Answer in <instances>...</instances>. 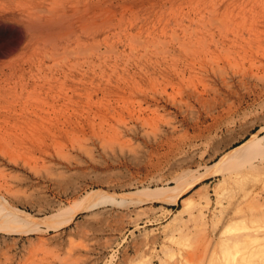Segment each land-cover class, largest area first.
I'll list each match as a JSON object with an SVG mask.
<instances>
[{
    "label": "rangeland",
    "instance_id": "1",
    "mask_svg": "<svg viewBox=\"0 0 264 264\" xmlns=\"http://www.w3.org/2000/svg\"><path fill=\"white\" fill-rule=\"evenodd\" d=\"M263 55L264 0H0V199L36 221L0 229V264H222L223 238L259 236ZM252 135L216 192L205 167ZM177 178V201L147 194Z\"/></svg>",
    "mask_w": 264,
    "mask_h": 264
},
{
    "label": "bare ground",
    "instance_id": "2",
    "mask_svg": "<svg viewBox=\"0 0 264 264\" xmlns=\"http://www.w3.org/2000/svg\"><path fill=\"white\" fill-rule=\"evenodd\" d=\"M92 6V5H91ZM94 7V6H93ZM212 8H211V12H215L216 11V9H217V4H213V6H211ZM228 7V6H227ZM35 9V8H34ZM87 9V8H86ZM228 9V8H227ZM218 10V9H217ZM247 10V9H246ZM220 11V10H219ZM207 12H209V11H207ZM102 13V12H101ZM78 14V13H77ZM129 17V16H128ZM211 17V16H210ZM208 18H209V16H208ZM215 18V17H214ZM213 18V19H214ZM225 18V17H224ZM210 19V18H209ZM223 20V19H222ZM208 21V20H207ZM211 21V20H210ZM215 21V20H214ZM214 21H211L213 24H214ZM229 23V22H228ZM209 24H211L210 22H209ZM216 24V23H215ZM218 24H220V21H219V23ZM112 25V24H111ZM186 26H187V24H185ZM220 25H222V23L220 24ZM175 26V25H174ZM79 27V26H78ZM88 27V26H87ZM87 27H85V28H87ZM92 29V28H91ZM86 31L87 30H89V29H85ZM182 30H184L183 29V27H182ZM170 31V30H169ZM204 31V30H203ZM112 32V31H111ZM263 32V31H262ZM25 33V32H24ZM69 33V32H68ZM171 33V32H170ZM194 33V32H193ZM150 35V34H149ZM173 36V35H172ZM176 36V35H175ZM175 36H173V38H175ZM55 37V36H54ZM54 37H52V39L54 38ZM141 37V36H140ZM248 37V36H247ZM133 38V37H132ZM212 38H213V36H212ZM51 39V40H52ZM131 39V38H130ZM129 39V41H131ZM138 39V38H137ZM48 40H50V39H48ZM77 40V39H76ZM141 40V39H140ZM160 40V39H159ZM197 40V39H196ZM200 40V39H199ZM216 40V39H215ZM136 40H132V43H137V41L135 42ZM161 41V40H160ZM219 41V40H218ZM147 42V41H146ZM168 42H170V41H168ZM176 42V41H175ZM190 42H192V41H190ZM202 42H204V41H202ZM206 42V41H205ZM216 42V41H215ZM76 43V42H75ZM181 43V42H180ZM218 43V42H217ZM126 44V43H125ZM154 44V43H153ZM182 44V43H181ZM191 44V43H190ZM196 44H198V41L196 42ZM78 45V44H77ZM155 45V44H154ZM202 45H203V43H202ZM112 46V45H111ZM98 47V46H97ZM63 48V47H62ZM78 48H80V46L78 47ZM77 48V49H78ZM144 48V47H143ZM186 48H188V47H186ZM166 49V48H165ZM223 49V48H222ZM68 50V49H67ZM70 50V49H69ZM76 50V49H75ZM74 50V51H75ZM80 49H78V51H79ZM97 50V49H96ZM95 50V51H96ZM128 50H130V49H128ZM187 50V49H186ZM257 50V49H256ZM56 51V50H55ZM71 51V50H70ZM73 50L71 51L72 53L74 52ZM77 50H76V52H78ZM85 51V50H84ZM83 51V49L81 50V51H79L80 53L81 52H84ZM105 52L106 51H109V50H104ZM104 51H102L103 53H104ZM201 51V50H200ZM247 51V50H246ZM255 51V50H254ZM36 52V51H35ZM60 52V51H59ZM58 52V53H59ZM64 52L66 53V51L64 50ZM78 52V53H79ZM117 52V51H116ZM129 52V51H128ZM260 52V51H259ZM263 52V51H262ZM44 53V52H43ZM70 52H68V55H70V54H72V53H70ZM108 53V52H107ZM112 53V52H111ZM121 53V52H120ZM162 53V52H161ZM222 53V52H221ZM83 54V53H82ZM85 54H87V53H85ZM91 54V53H90ZM199 54H201V53H199ZM255 54H257V52H255ZM56 55H57V53H56ZM65 55V54H64ZM88 55V54H87ZM197 55H198V53H197ZM211 55V54H210ZM70 56H72V55H70ZM138 56V55H137ZM209 56V55H208ZM260 56H261V54H260ZM264 56V55H263ZM47 58H48V56H46ZM110 57V56H109ZM118 57V56H117ZM128 57V56H127ZM134 57V56H133ZM199 57H200V55H199ZM210 57V56H209ZM215 57H216V55H215ZM262 57V56H261ZM129 58V57H128ZM140 58V57H139ZM207 58V57H206ZM220 58V57H219ZM228 58V57H227ZM254 58V57H253ZM217 59V58H216ZM224 59V58H223ZM126 60V59H125ZM150 60V59H149ZM198 60H199V58H198ZM197 60V61H198ZM212 60H213V58H212ZM257 61H259L258 59H256ZM62 61V60H61ZM148 61V60H147ZM190 62H191V60H189ZM196 61V60H195ZM217 61V60H216ZM224 61V60H223ZM240 61V60H239ZM57 62V61H56ZM136 62V61H135ZM248 62V61H247ZM75 63V62H74ZM84 63V62H83ZM86 63V62H85ZM84 63V64H85ZM212 63H215L214 62V60H213V62ZM218 63V61L216 62V64ZM77 64V63H76ZM191 64H192V62H191ZM229 64V63H228ZM249 64V63H248ZM255 64V63H254ZM206 65V64H205ZM222 65H224V64H222ZM256 65H258V64H256ZM96 66V65H95ZM160 66V65H159ZM171 66V65H170ZM210 66H211V64H210ZM228 66V65H227ZM241 66V65H240ZM247 66V65H246ZM250 66V65H249ZM203 67H205V66H203ZM203 67H200V69L201 68H203ZM253 67H254V65H253ZM138 68V67H137ZM197 68V67H196ZM234 68V67H233ZM243 68H244V66H243ZM248 69L250 68V67H247ZM246 68V69H247ZM261 68V67H260ZM206 69V68H205ZM236 69V68H235ZM246 69L244 70V71H240L239 70V72L240 73H242L243 72V74L246 72ZM8 70V69H7ZM39 70V69H38ZM49 70V69H48ZM202 70V69H201ZM220 70H221V68H220ZM262 70V69H261ZM172 71V70H171ZM210 71H211V68H210ZM232 71V70H231ZM249 71V70H248ZM258 71V70H257ZM198 72V71H197ZM202 72H204V71H202ZM237 71H235V73H236ZM99 73V72H98ZM206 73V72H205ZM208 73V72H207ZM249 73V72H248ZM178 74V73H177ZM233 74H234V71H233ZM261 75H262V73H260ZM148 75V74H147ZM193 75V74H192ZM221 75V74H220ZM198 76H201V75H198ZM226 76V75H225ZM225 76H224V78H225ZM244 76V75H243ZM249 76V75H248ZM203 77V76H202ZM207 77V76H206ZM258 78L260 77V76H257ZM173 78V77H172ZM200 78V77H199ZM224 78H222L221 77V79L222 80H224ZM235 78V77H234ZM256 78V77H255ZM181 79V78H180ZM196 79H197V77H196ZM236 79H238V77L236 78ZM261 79V78H260ZM259 79V80H260ZM192 80V79H191ZM200 80V79H199ZM242 80V79H241ZM247 80H248V78H247ZM246 80V81H247ZM254 80V79H253ZM178 81V80H177ZM197 81H198V79H197ZM263 81V80H262ZM182 82H183V80H182ZM221 82V81H220ZM250 82V81H249ZM264 82V81H263ZM211 83V82H210ZM223 83V82H222ZM229 83H230V81H229ZM239 83V82H238ZM153 84V83H152ZM151 84V85H152ZM178 84V83H177ZM184 84V83H183ZM182 84V85H183ZM194 84V83H193ZM200 84V83H199ZM202 84V83H201ZM221 84V83H220ZM225 84H228L226 81H225ZM133 85V84H132ZM173 85V84H172ZM187 84H185V86H186ZM80 86V85H79ZM150 86V85H149ZM180 86V85H179ZM209 87H210V85H208ZM211 86H213L212 84H211ZM224 86V85H223ZM229 85H227V87H228ZM241 86H243V84H241ZM251 86V85H250ZM124 87V86H123ZM152 87V86H151ZM187 87H189V86H187ZM195 87V86H194ZM193 87V88H194ZM214 88L213 89H215L216 90V86H213ZM226 87V86H225ZM244 87V86H243ZM247 87V86H246ZM137 88H138V86H137ZM156 89V87H153V89ZM180 88V87H179ZM191 88V87H190ZM189 88V89H190ZM229 88V87H228ZM111 89V88H110ZM152 89V90H153ZM182 89V88H181ZM185 89V88H184ZM187 89V88H186ZM200 89V88H199ZM157 90V89H156ZM165 90V89H164ZM169 90V89H168ZM177 90V89H176ZM175 90V91H176ZM191 90V89H190ZM195 90H197L196 89V87H195ZM194 90V92H197V91H195ZM158 91V90H157ZM156 91V92H157ZM188 91V90H187ZM233 91V90H232ZM231 91V92H232ZM136 92H139V91H136ZM155 92V93H156ZM159 92V91H158ZM163 92V91H162ZM199 92V91H198ZM207 92V91H206ZM213 92V91H212ZM132 93V92H131ZM147 93V92H146ZM166 93V92H165ZM177 93H178V91H177ZM200 93V92H199ZM202 93V92H201ZM218 93V92H217ZM139 94V93H138ZM141 94V93H140ZM161 94V92L159 93V95ZM185 94H187L186 92H185ZM206 94V93H205ZM215 94V93H214ZM213 94V95H214ZM143 95V94H142ZM152 95V94H151ZM154 95V94H153ZM212 95V96H213ZM138 96V95H137ZM172 96V95H171ZM170 96V97H171ZM133 97H134V95H133ZM150 97V96H149ZM152 97V96H151ZM180 97V96H179ZM199 98L201 97V96H198ZM204 97V96H203ZM135 98V97H134ZM155 98V97H154ZM172 98V97H171ZM175 98V97H174ZM197 98V97H196ZM202 98V97H201ZM208 98V97H207ZM206 97H205V100L207 99ZM215 98V97H214ZM162 99H163V97H162ZM156 100V99H155ZM159 100V99H158ZM179 100H181V99H179ZM196 100H198V99H196ZM230 100V99H229ZM238 100V99H237ZM66 101V100H65ZM145 101V100H144ZM174 101V100H173ZM177 101V100H176ZM201 101H203V99L202 100H200L199 102L201 103ZM207 101V103H208V100H206ZM212 101H214V100H212ZM83 102V101H82ZM132 102H133V100H132ZM140 102V101H139ZM204 102V101H203ZM225 102V101H224ZM151 103V102H150ZM156 103V102H155ZM184 103V102H183ZM189 103V102H188ZM198 103V102H197ZM219 103H221V102H219ZM147 104H148V101H147ZM208 104H211V102H209ZM154 105H156V104H154ZM129 106V105H128ZM147 106H149V105H147ZM157 106V105H156ZM159 106V105H158ZM157 106V107H158ZM189 106H191V105H189ZM182 107V106H181ZM194 107V106H193ZM199 107V106H198ZM155 108V107H154ZM163 108V107H162ZM208 109H210V108H208ZM103 110V109H102ZM127 110V109H126ZM153 110V109H152ZM129 111V110H128ZM136 111V110H135ZM165 111V110H164ZM168 111H169V109H168ZM172 111V110H171ZM213 111V110H212ZM101 112V111H100ZM114 112V111H113ZM96 113H98V112H96ZM105 113V112H104ZM132 113H134V111L132 112ZM149 113V112H148ZM161 113V112H160ZM50 114V113H49ZM111 114V113H110ZM166 114V113H165ZM164 114V115H165ZM205 114V113H204ZM100 115V114H99ZM105 115V114H104ZM109 115V114H108ZM133 115V114H132ZM134 116V115H133ZM123 117V116H122ZM137 117V116H136ZM149 117V116H148ZM151 118V117H150ZM155 118V117H154ZM153 119V118H152ZM54 120V119H53ZM122 120H124V119H122ZM121 119H120V121H122ZM107 121V120H106ZM113 122V121H112ZM119 122V121H118ZM126 122V121H125ZM141 122V121H140ZM144 122V121H143ZM149 122V121H148ZM171 122V121H170ZM169 122V123H170ZM110 123V122H109ZM119 123H121V122H119ZM139 124V123H138ZM149 124V123H148ZM172 124V123H171ZM115 125V124H114ZM146 125V124H145ZM174 125L175 124H173V126L171 127V128H174ZM105 126V125H104ZM121 126V125H120ZM122 126H123V124H122ZM134 126V125H133ZM107 127V126H106ZM164 127V126H163ZM176 127V126H175ZM56 128V127H55ZM97 128V127H96ZM114 128H118L119 129V126L118 127H114ZM159 128H161V127H159ZM167 128V127H166ZM170 128V129H171ZM117 129V130H118ZM156 129V128H155ZM122 130V129H121ZM120 130V131H121ZM139 130V129H138ZM127 131H129L128 130V128H127ZM126 131V132H127ZM143 131V130H142ZM49 132V131H48ZM83 132V131H82ZM117 132V131H116ZM119 132V131H118ZM126 132H124L125 133V135H126ZM120 133V132H119ZM128 133V132H127ZM133 133V132H132ZM91 134V133H90ZM89 134V135H90ZM102 134V133H101ZM144 134V133H143ZM175 134V133H174ZM70 135H71V133H70ZM151 135V134H150ZM120 136H123V135H121V133H120ZM125 136H123V138H124ZM127 137V136H126ZM99 138V137H98ZM84 139L85 138H83L82 140L84 141ZM97 139V138H96ZM101 139V138H100ZM105 138H103V139H101L104 143H105V140H104ZM120 140H122L121 138H120ZM119 139H118V141H120ZM259 140V139H258ZM44 141V140H43ZM75 141V140H74ZM87 141V140H86ZM107 141H109V140H107ZM111 142H112V140H110ZM151 141V140H150ZM255 141L256 142H258L257 140H256V137H255V135H252L249 139H247L245 142L243 141V143H241V144H239V145H237V146H235V147H233V148H231L230 150H228V151H226L225 153H223L222 155H220L219 156V158L212 164V165H207L206 167H205V171L202 173V178H207L208 176H210V175H212V174H218V175H221L222 176V179L220 178L219 180V182L217 183V185L215 186V191L216 192H218V190L220 189V188H223V187H228V185L230 186V184H226V181H227V179H228V175L226 176V174H224V169H225V166L226 165H229V164H231L232 162H234L235 160H237V158H238V156H241L240 154H244V153H247V154H250V153H252V152H254V153H256L255 152V150L252 148L251 149V145L253 144V143H255ZM260 141V140H259ZM102 142V145L104 144ZM114 142V141H113ZM117 142V141H116ZM115 142V143H116ZM121 142V141H120ZM130 142H131V140H130ZM97 143V142H96ZM122 143V142H121ZM139 143V142H138ZM67 144V143H66ZM78 144V143H77ZM100 145H101V143H99ZM112 144V143H111ZM114 144V143H113ZM119 144V145H118ZM76 145V144H75ZM80 145V144H79ZM90 145V144H89ZM117 145L118 146H121L120 145V143L119 142H117ZM109 146V145H108ZM133 146V145H132ZM258 146V145H257ZM69 147V146H68ZM97 147V146H96ZM104 147V146H103ZM124 146L122 145V148H123ZM259 147V146H258ZM55 148V147H54ZM79 148V147H78ZM78 148H76V149H78ZM86 148V146L83 148V149H85ZM125 148V147H124ZM137 148H138V145H137ZM260 148H262V147H260ZM38 149H40V148H38ZM67 149V148H66ZM102 149V148H101ZM108 149V148H107ZM256 150L258 149V148H255ZM53 150H55V149H53ZM86 150V149H85ZM216 150V149H215ZM254 150V151H253ZM39 151V150H38ZM51 151V150H50ZM81 151V150H80ZM110 151H112L111 150V148H110ZM117 151V150H116ZM1 152V151H0ZM9 151H7V153H8ZM55 152V151H54ZM64 152V151H63ZM84 152V151H83ZM85 152H87V151H85ZM85 152H84V154H85ZM113 152V151H112ZM45 153V152H44ZM58 153V152H57ZM87 153H89V152H87ZM86 153V154H87ZM121 153V152H120ZM6 154V153H5ZM9 154V153H8ZM48 154V153H47ZM91 153H89V155H90ZM138 154H140V153H138ZM1 155H3V153H1ZM10 155V154H9ZM12 155H14V154H12ZM49 155V154H48ZM55 155H56V153H55ZM257 155V154H256ZM255 155V156H256ZM5 156V155H4ZM23 156V155H22ZM61 157L62 156H65V155H60ZM59 156V157H60ZM70 156V155H69ZM68 156V157H69ZM74 156V155H73ZM10 157V156H9ZM41 157V156H40ZM96 157V156H95ZM117 157V156H116ZM188 157H189V155H188ZM242 157H244V155H242ZM242 157H240V158H242ZM12 158H14V157H11V159L10 160H12ZM22 158V157H21ZM44 158V157H43ZM58 158V157H57ZM97 158V157H96ZM136 158V157H135ZM138 158V157H137ZM247 158V157H246ZM246 158H244L245 159V161H247L246 160ZM8 159V160H9ZM15 159H17L16 157H15ZM20 159V158H19ZM36 159V158H35ZM98 159V158H97ZM243 159V158H242ZM241 159V161L240 162H242V161H244V160H242ZM18 160V159H17ZM16 160V161H17ZM84 160V159H83ZM23 161H26V160H23ZM66 161V160H65ZM181 161V160H180ZM244 161V162H245ZM6 162H8V161H6ZM12 162H14L13 160H12ZM11 162V163H12ZM19 163H20V161H18ZM21 162H22V159H21ZM27 162V161H26ZM26 162H25V164H26ZM188 162V161H187ZM243 162V163H244ZM261 162V161H260ZM10 163V162H9ZM18 163V164H19ZM77 163V162H76ZM180 163V162H179ZM182 163H184V162H182ZM236 163V162H235ZM14 164H16L15 162H14ZM46 164H48V163H45V165ZM237 164V163H236ZM246 164V163H245ZM247 164H248V162H247ZM17 165V164H16ZM52 165V164H51ZM231 165H234V164H231ZM230 165V166H231ZM23 166V165H22ZM200 166V165H199ZM248 166V165H247ZM213 167V168H212ZM232 167V166H231ZM233 167H235V165L233 166ZM232 167V168H233ZM243 167V166H242ZM5 168V167H4ZM89 168V167H88ZM183 168V167H182ZM227 168H229V167H227ZM239 168V167H238ZM244 168H245V165H244ZM29 169V168H28ZM4 170V169H3ZM9 170V169H8ZM26 170V169H25ZM30 170V169H29ZM32 170V169H31ZM34 170V169H33ZM45 170H47V169H45ZM51 170V169H50ZM183 170H184V168H183ZM37 171V170H36ZM36 171H33V172H36ZM38 171H42V169L41 170H38ZM38 171H37V173H38ZM48 171V170H47ZM47 171H45V172H47ZM55 171V170H54ZM74 171V170H73ZM76 171V170H75ZM233 171V170H232ZM7 172V171H6ZM5 172V173H6ZM16 172H18V171H16ZM44 172V171H43ZM45 172L43 173V174H45ZM181 172V171H180ZM19 173V172H18ZM42 173V172H41ZM74 173H76V172H74ZM48 174V173H47ZM46 174V175H47ZM93 174H95V173H93ZM176 174H178V173H176ZM16 176L17 175H19V174H15ZM40 175V174H39ZM54 175V174H53ZM52 175V176H53ZM233 175V174H232ZM12 177H13V175H11ZM10 176V177H11ZM20 177H21V175H19ZM18 176V177H19ZM38 176V175H37ZM178 176V178H179V175H177ZM17 177V178H18ZM34 177V176H33ZM43 177V176H42ZM54 177H56L55 175H54ZM60 177H61V175H60ZM63 177V176H62ZM57 178V177H56ZM176 178V177H175ZM176 179V185H174V186H170V187H168V188H165V187H156V189L154 190V189H149V190H147L148 192H147V194H149L152 198H159V199H171V200H173V202H175V201H177L179 198H182V196H183V194H185L188 190H189V188L191 187V186H193V184H194V182L196 181H192V182H190V183H185V185L183 184L184 182H182V180H181V178L180 179ZM186 178V177H185ZM11 179V178H10ZM13 179V181H14V177L12 178ZM23 179V178H22ZM58 180V179H57ZM102 180H104V179H102ZM192 180H194V178L192 179ZM45 181V180H44ZM8 182H9V180H8ZM36 182V181H35ZM95 182V181H94ZM110 182V181H109ZM263 182V181H262ZM2 183V182H1ZM33 183V182H32ZM235 183H237V182H235ZM253 183V182H252ZM26 183H24V185H25ZM57 184V183H56ZM261 184V183H260ZM55 185V184H54ZM66 185V184H65ZM109 185V184H108ZM121 185V184H120ZM234 185V184H233ZM11 186V185H10ZM19 186V185H18ZM14 187H15V185H14ZM19 187H21V186H19ZM29 187V186H28ZM32 187V186H31ZM30 187V188H31ZM34 187V186H33ZM81 187V186H80ZM35 188V187H34ZM36 188H37V186H36ZM7 189V188H6ZM20 189V188H19ZM23 189V188H22ZM38 189V188H37ZM112 189V188H111ZM252 189V188H251ZM255 189V188H254ZM4 190V189H3ZM23 190H25V188L23 189ZM151 190H153V191H151ZM201 190L202 189H199L196 193H198L197 195H202L201 197H203L206 193H203V192H201ZM17 191V190H16ZM20 191V190H19ZM62 191V190H61ZM250 191V190H249ZM14 192V191H13ZM140 192V191H139ZM96 193V192H95ZM264 193V192H263ZM23 194H24V192H23ZM40 194V193H39ZM44 194V193H43ZM93 193H88L87 194V196H90L91 197V195H92ZM98 193H96V195H97ZM250 194V193H249ZM10 195V194H9ZM19 195H21V194H19ZM26 195V194H25ZM41 195V194H40ZM207 195V194H206ZM239 195V194H238ZM253 194H251V196H252ZM6 196V195H5ZM34 196V195H33ZM42 196V195H41ZM45 196V195H44ZM106 195H104V198H106L105 197ZM145 196V195H144ZM149 196V197H150ZM247 196V195H246ZM90 197H88L89 199H90ZM98 197V196H97ZM111 197V196H110ZM205 197V196H204ZM242 197V196H241ZM245 197V196H244ZM3 199H4V197H2ZM41 198V197H40ZM84 198H86V197H84ZM92 198H94L93 196H92ZM99 198V197H98ZM109 197H108V195H107V199H108ZM112 198V197H111ZM237 198H238V196H237ZM18 199V198H17ZM24 199V198H23ZM97 199V198H96ZM96 199H94V202H95V200ZM100 199V198H99ZM103 199V198H102ZM107 199H105V200H107ZM8 200V199H7ZM31 200V199H30ZM111 200V199H110ZM127 199L126 198H122V199H120V201H119V203L120 202H128V201H126ZM183 200L185 201L184 202V205H186V204H188V203H190V201L192 200L191 199V197H184L183 198ZM6 201V200H5ZM27 201V200H26ZM8 202V201H7ZM99 202H105V201H97V203H99ZM110 202V201H109ZM112 202V201H111ZM172 202V203H173ZM252 202V201H251ZM6 202H2V200L0 199V229H5L6 231L8 230H12L14 227H27V226H29V227H31V225L32 224H34L36 221L30 216V214L28 213V212H26V211H24V210H21V209H18L17 207H9V205H7L6 206V204H5ZM10 203V202H9ZM14 203V202H13ZM29 203V202H28ZM49 203V202H48ZM77 203H79V201H77ZM90 203V202H89ZM101 203V204H102ZM115 203V202H114ZM113 203V204H114ZM11 204V203H10ZM42 204H44V203H42ZM72 204V203H71ZM93 204V203H92ZM95 204V203H94ZM78 205V204H77ZM86 205V204H85ZM249 205V204H248ZM36 206V205H35ZM52 206V205H51ZM71 207H73V206H71ZM94 207V206H93ZM184 207V206H183ZM255 207V206H254ZM62 208V207H61ZM88 208V207H87ZM92 208V207H91ZM240 208V207H239ZM59 209V208H58ZM67 210V209H66ZM70 210V209H69ZM198 210V209H197ZM235 210V209H234ZM243 210V209H242ZM181 210H179V212H180ZM202 211V210H201ZM241 211V210H240ZM50 212V211H49ZM61 213H57L58 215H60V214H62L63 213V210H61L60 211ZM69 213V212H68ZM32 214V213H31ZM51 214H54V213H51ZM64 214H66V213H64ZM264 214V213H263ZM55 215H56V213H55ZM93 215V214H92ZM201 215H202V217H204L203 216V213L201 212ZM33 216V215H32ZM54 216V215H53ZM253 216V215H252ZM57 217V216H56ZM66 216H64V218H65ZM245 217V216H244ZM247 217V216H246ZM256 217V216H255ZM62 218H63V216H62ZM61 218V219H62ZM71 218V217H70ZM92 217H90V219H91ZM96 218H98L97 216H96ZM104 219H105V217H104ZM199 219H201V218H199ZM245 219V218H244ZM38 220V219H37ZM67 220V219H66ZM247 220H248V218H247ZM256 220V219H255ZM259 220V219H258ZM43 223V222H42ZM247 223H249V221H247ZM246 223V224H247ZM264 220L262 221V223L260 224V225H258L257 226V231H261V230H263L262 229V227L264 226ZM60 224V223H59ZM65 224V223H64ZM243 225H245V224H243ZM240 227V226H239ZM251 227V226H250ZM253 227V226H252ZM36 228V227H35ZM35 228H31L32 230H34ZM181 228V227H180ZM228 228H233V226H229ZM249 228V227H248ZM28 229H30V228H28ZM252 230V229H251ZM247 231H248V229H247ZM37 232H38V230H37ZM250 232V231H249ZM259 234V233H258ZM258 234L257 235H255V236H257V237H255V238H251V237H249V235H246L244 238H242V239H239V238H237L234 234H232L231 235V237H227L226 239L225 238H223V241L226 243V244H228V249H231V254L228 256V254H226V252H225V254L226 255H224V257H226L227 258V260L225 261V262H221L222 264H264V237H261V234L263 235L264 234V230H263V232H261L260 233V235L258 236ZM39 236V235H38ZM42 240V239H41ZM199 240V239H198ZM179 242V241H178ZM180 244H182V243H180ZM183 245V244H182ZM217 245V244H216ZM41 247H42V245H41ZM153 250V249H152ZM177 251V250H176ZM179 252V251H178ZM181 257H182V259H183V261H182V259H181V264H193V259L191 258V254H190V257L189 256H187V255H185L184 253H183V251L181 252ZM189 255V254H188ZM180 257V258H181ZM220 257H221V255H220ZM188 258V259H187ZM68 259V258H67ZM187 259V260H186ZM190 259V260H189ZM62 261V260H61ZM65 261V260H64ZM224 261V260H223ZM63 262V261H62ZM171 262H172V260H171ZM179 262V261H178ZM176 264V263H175Z\"/></svg>",
    "mask_w": 264,
    "mask_h": 264
}]
</instances>
